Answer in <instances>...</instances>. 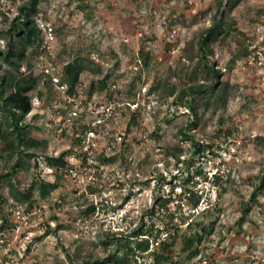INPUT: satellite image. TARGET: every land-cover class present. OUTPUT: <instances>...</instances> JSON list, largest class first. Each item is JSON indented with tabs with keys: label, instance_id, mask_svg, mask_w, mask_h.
Returning <instances> with one entry per match:
<instances>
[{
	"label": "rangeland",
	"instance_id": "obj_1",
	"mask_svg": "<svg viewBox=\"0 0 264 264\" xmlns=\"http://www.w3.org/2000/svg\"><path fill=\"white\" fill-rule=\"evenodd\" d=\"M215 2L41 0L36 23L42 34V27H50L54 41L44 45L42 40L38 48L29 49L21 66L24 75L41 78L38 87L44 94L40 108L24 120L29 135L48 142L44 155L68 152V157L79 159L73 130H85L94 121L95 115L87 112L79 126L55 139L57 120L71 105L56 91L51 95L42 88L41 67L50 63L62 68L75 58L85 60L90 70L81 74L76 92L86 105H110L113 115L95 127V164L84 171V160L74 159L75 168L82 171L79 183L63 171L48 170L42 160L7 151V122L0 115V264L103 260L120 248L117 238L139 227L151 229L153 236L155 230L170 231L159 236L161 243H173L165 253L169 260L160 264H264V194L241 220L242 205L264 171V86L246 70V57L236 59L229 71L237 41L223 38L214 46V58L227 69L222 81L230 96L224 108L199 106L201 122L190 131L192 113L164 90L171 85L180 89L189 77H196L194 84L204 80L197 46L215 14ZM20 4L0 0V48L7 41L1 32ZM153 8L179 28L175 41L167 39V29L151 16ZM233 14L246 36L264 21V0H244ZM1 63L3 76L6 66ZM92 80L96 88L102 87L90 96L86 90ZM180 130L204 145V153L196 154ZM175 148L181 151L178 158ZM17 163L20 167L13 169ZM214 175L220 177L219 185L213 183ZM40 180L56 185L47 198L37 189L30 202L11 195L10 185L13 191L25 192ZM190 192L201 198L197 208L189 205ZM157 198L170 203L166 208L154 206ZM14 207H19L20 218L12 216ZM189 233L203 237L192 258L182 251ZM129 242L132 251L120 248L118 256L127 251L131 263L145 264L152 254L138 250L136 239ZM161 243L154 245V255L162 254Z\"/></svg>",
	"mask_w": 264,
	"mask_h": 264
},
{
	"label": "trees",
	"instance_id": "obj_2",
	"mask_svg": "<svg viewBox=\"0 0 264 264\" xmlns=\"http://www.w3.org/2000/svg\"><path fill=\"white\" fill-rule=\"evenodd\" d=\"M17 8V13L12 19L7 29L1 32V35L7 40L5 46L0 48V60L3 65L6 66L3 76H0V115L6 120L7 133L4 134L5 149L9 152H17L19 155H25L27 158H34L36 161L42 160L43 163L50 168L56 170L67 171L71 168L68 162V152H62L58 155H44L47 150L48 142L46 140H38L29 135L27 130L28 124L24 123L27 114L31 110L30 96L36 93L38 98L42 99L44 94L40 90L41 78L33 76V74L24 75L20 70L22 64L26 61V55L29 49L38 48L43 40V34L38 28L36 23L37 15L39 13V4L41 0H21ZM244 0H216L215 2V14L211 19L210 25L200 33V40L197 46V58L199 60V66L204 74V80H198V84H194L196 77H189L188 83L184 84L180 89H176L171 85L164 90L168 92L169 96L174 95L175 103L181 102L187 110L192 113L193 120L187 125L188 130H195L201 122V114H199V106H203L204 109H209L210 105L213 107H225L228 97L230 96V88L228 84H224L222 79L224 73L227 71L225 68L218 66L214 58V46L221 39H230L237 41V52L232 57L229 64V71L236 59L247 57L249 55L248 45L251 41V37L248 33L246 36L243 32H240L237 28V22L234 18L235 9ZM236 34V35H234ZM240 38H238V36ZM34 52V51H33ZM1 63V64H2ZM0 67H2L0 65ZM224 69V71H222ZM90 70L86 61L81 58H75L70 62H67L62 67L61 81L68 87V94L76 92L79 85V79L82 73ZM42 84V83H41ZM96 80H92L87 87L86 92L91 96L95 91L101 89L102 86L96 88ZM42 88H46L47 92L52 95L54 93L50 86L48 79L43 81ZM33 97V96H31ZM86 130V129H85ZM82 129V132L85 131ZM28 131V132H27ZM180 134L193 143V147L196 154H203L205 146L200 143H194L193 138L184 135L182 130ZM1 133V131H0ZM230 133L227 132L226 136ZM8 136H12V139L7 141ZM79 144L80 142L76 140ZM39 150H43L39 152ZM175 157L178 158L181 151L179 148H175ZM20 163H17L13 169L20 167ZM201 175V171L196 172ZM8 176V175H6ZM220 177L218 175L213 176V183L219 185ZM11 195L15 199L29 200L33 196V191L38 190L42 199L49 196L51 192L56 189V185L40 180L39 182H33L25 192L13 191V187L10 185ZM264 194V171L258 178V183L252 190L248 200L242 205L241 220H244L252 205L257 203V198ZM200 196L194 192H190L189 205L192 208H197L200 203ZM170 203L169 199L157 198L154 202V206L158 205L162 208H166ZM31 206V204H30ZM151 209V212L154 209ZM153 213V212H152ZM1 228V226H0ZM167 229V228H166ZM165 234L170 235L169 230H162ZM161 230H155V236L153 231L148 229L143 231V227H139L136 230L131 231L127 236L117 238V246L125 248L128 253L131 252L129 247L130 239H136V247L142 252L149 250L150 242H156L161 235ZM175 235V233H173ZM139 237H144L138 240ZM134 241V240H131ZM203 241V237L199 233H189L188 236L182 240V251L188 253L192 258L198 254V246ZM111 243V242H109ZM122 243V244H121ZM161 242H159L160 244ZM158 244V245H159ZM161 255H154L155 264L166 262L169 260V256H165L167 249L173 243H161ZM116 253L107 256L103 260L96 259L94 261L87 262V264H133L129 260L127 251L125 255L119 257L118 251Z\"/></svg>",
	"mask_w": 264,
	"mask_h": 264
},
{
	"label": "built area",
	"instance_id": "obj_3",
	"mask_svg": "<svg viewBox=\"0 0 264 264\" xmlns=\"http://www.w3.org/2000/svg\"><path fill=\"white\" fill-rule=\"evenodd\" d=\"M150 14L153 18L157 19L160 22V25L162 27H165L167 29V39L169 41H175V39L178 37L179 34V28L176 27L172 22L173 20L168 16L161 13V11L157 8H153L150 11ZM43 31V43L44 45H48L51 41H54V33L53 30L50 27H42ZM141 35V34H140ZM251 37V41L248 45L249 49V55L244 60L246 65V70L250 71L252 74L253 79L261 86H264V21L261 23H256L253 26L252 32L249 34ZM24 69V68H23ZM41 74L45 79H48L50 82V86L53 89V91H56L63 101L66 103V105H71L69 108L65 109V115L64 118H59L57 120V128L55 139L58 140L61 133L64 130L67 129H73L72 126H79L81 123L82 115L90 112V114H94V121L91 123L92 126H90V123H88V127L85 131L82 132L76 128V131L73 130L74 139L78 140L79 147H80V160H84L85 166L84 171L86 169L91 168L97 159L96 152L94 150L96 149L97 145V134H96V125L102 123L105 121V119H108L112 117L113 115V108L110 105H97L94 103L85 104L83 102L82 96L78 95L77 92L73 94H68V87L66 84L62 83L61 81V75H62V68L54 67L51 63L46 64L41 67ZM34 76V75H33ZM43 80V81H44ZM31 110L27 114V116L32 115L34 109H39L41 105V101L39 100L38 96L31 97ZM53 108L57 110L58 105L57 101H54ZM51 107H49L50 109ZM53 123H56V120L53 118ZM52 124V123H51ZM47 127H51V125H47ZM119 141L121 140L120 137L117 138ZM108 150H111L110 147H107ZM68 162L71 166L65 173L68 175V177L71 179V181L79 183L80 182V174L81 170L80 168H75L74 164V155L69 156ZM79 159H75L79 161ZM46 168L50 171H53L54 169H51L50 167ZM12 216L16 218H20V211L19 207H14L11 209ZM161 235L167 236L163 231L161 232ZM142 238H139L141 240ZM160 240L158 239L156 242L151 243L149 246V250H147L144 253L152 254L154 252V245L158 246ZM139 258H137V261ZM144 261V260H142ZM145 264H155L154 258L152 256H149L146 260ZM140 263V261L138 262ZM203 264H207L206 260L202 261Z\"/></svg>",
	"mask_w": 264,
	"mask_h": 264
}]
</instances>
